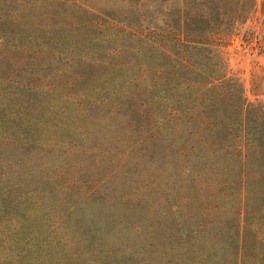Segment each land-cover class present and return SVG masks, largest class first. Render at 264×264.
Listing matches in <instances>:
<instances>
[{
	"label": "rangeland",
	"instance_id": "1",
	"mask_svg": "<svg viewBox=\"0 0 264 264\" xmlns=\"http://www.w3.org/2000/svg\"><path fill=\"white\" fill-rule=\"evenodd\" d=\"M261 1L220 82L150 39L181 0H0V264H264Z\"/></svg>",
	"mask_w": 264,
	"mask_h": 264
},
{
	"label": "trees",
	"instance_id": "2",
	"mask_svg": "<svg viewBox=\"0 0 264 264\" xmlns=\"http://www.w3.org/2000/svg\"><path fill=\"white\" fill-rule=\"evenodd\" d=\"M188 3H192L191 10L186 9ZM246 3L253 7L256 0H181V4L185 5V8L183 11L180 9V17H178V20L176 19L179 37H174L172 41L167 36L169 33H165L166 36L160 37L158 40L150 39L153 42L159 43L156 45L161 50L163 49L165 53L177 58L180 62L193 68L203 76L222 82L225 79V75L222 65L219 66L221 60L215 44V42L219 43V40L215 41L211 38L205 40L204 37L220 28V25L225 20V24L230 23V26L231 24L233 26L235 23L243 21L248 13V10L244 7ZM261 3V9L264 13V0ZM227 4H229V7H227ZM109 17L114 20L112 14ZM124 19L125 24L131 26L133 24L129 19H132L135 23H139V18L134 16ZM116 22L122 23L120 20H116ZM167 41H172L171 47L177 49L175 51L169 50L166 45ZM213 58L214 63L212 66H209L208 62L212 61Z\"/></svg>",
	"mask_w": 264,
	"mask_h": 264
}]
</instances>
